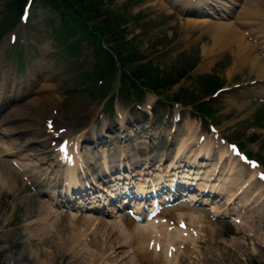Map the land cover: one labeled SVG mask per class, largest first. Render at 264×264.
<instances>
[{
  "label": "rangeland",
  "instance_id": "374dc122",
  "mask_svg": "<svg viewBox=\"0 0 264 264\" xmlns=\"http://www.w3.org/2000/svg\"><path fill=\"white\" fill-rule=\"evenodd\" d=\"M10 1L0 0V32L7 30L12 24L10 21L16 16V11H8ZM23 2L24 0H20L21 5ZM102 2L103 6L123 16L121 27L125 30L124 37L136 46L154 69H158L157 72L168 70L179 63L184 64L183 69L187 72L188 64L185 63L195 61L185 76L180 77L169 90L159 96L145 88L140 94L131 92L133 96H137V102H134L138 103V106L133 105L130 96L122 93L111 94L110 90L102 92V97L95 94L97 98L94 101L92 90L85 88L84 74L81 76L82 72H90L94 66L92 47L83 42L77 47L80 50L79 57L73 58L67 54V49L65 50L61 39L58 38L56 13L37 0L31 1L26 22L18 18L15 22L12 31L16 35L15 43L12 44V37H8L10 32L0 39V76L3 74V78L13 77L16 81L31 76L28 79L31 85L26 88V92L19 91L21 95L17 98L9 97L5 100L0 92V117L21 111L23 121L20 123L23 122L27 131H16L10 139L13 143L23 145L29 154L26 157L21 151L20 156L24 162L32 163L41 157L43 160L46 158L44 165L37 163L41 168L50 163L56 164L54 148L64 137L72 140L77 135L81 144L80 154L85 155L86 164L90 167V172H93V180L90 179L92 183L90 180L87 183L81 180L79 184L101 196V207L95 210H80L70 207L68 201H50L47 188L36 192L32 182L21 183L17 177L14 181L15 192L0 188V264H264V194L258 192L261 186L264 193V182L253 179L251 184L243 187L248 183L250 174H254L255 165L251 167L247 161L240 162L226 143L241 142L240 148L245 155L257 159L260 164L258 168L264 170V108L263 112L260 108V105L264 107V98L257 93L261 91L263 83L250 71L249 66L237 64L233 47L207 52L211 50V41L207 34L201 31V24L186 25V16L190 14L182 13L176 5H163L160 0ZM256 2L260 8L259 12L262 13L264 0ZM137 13L142 15L141 18H133ZM2 35L3 33L0 36ZM102 46L109 47L104 42ZM203 46H207L206 49H203ZM254 52L264 59L258 47H255ZM212 54L214 55L210 58ZM207 59L211 61L206 62ZM142 62L144 60L134 59L127 67ZM119 65L117 63L114 75L119 74ZM39 73L43 75L39 76ZM213 74V79L221 82L219 91L215 96H212L211 92L200 94L203 90L194 78ZM42 78H45V83L52 84L53 88H32L33 82L39 86ZM113 84H117V79ZM179 88L187 94L185 100L189 99L186 90H193V94L198 96L195 105L202 102L208 104L214 116L210 120L213 132L205 131L209 122L199 120L198 115L190 108L192 104L182 106L168 100V96L173 95ZM34 96L38 97L37 104L30 103L33 98L35 100ZM110 97H113L111 109L108 107ZM145 105L150 108H144ZM14 109L17 111H13ZM119 112L125 113L122 125L127 127V133L131 135L125 139L119 138L121 134L113 125L118 122ZM26 113L30 115H25ZM50 115L53 116L54 122L56 121L54 124L57 129H61L59 138L53 139L52 146L49 147L39 141L42 137L30 141V133L35 130L44 135L41 120ZM30 116L33 122L38 123L37 126L26 121ZM98 133L100 135L95 137L96 139L90 138ZM182 136L187 138L185 149L187 161L190 162V152L199 149L205 141L208 142L209 156L212 158L217 157L219 149H224L229 158L223 157L219 167L215 168L213 181L221 179L220 173L222 174L226 167L229 171L226 181L231 186L230 192L234 194L238 188L242 191L235 195L233 202L226 207L228 196L220 195L219 201L214 205L217 199L216 195L209 191L211 186L202 193L191 189L186 194L194 192L192 194L195 199L186 200L188 195L183 196L185 200L179 204L186 205L183 206L184 209L179 212L168 211L153 221L155 225L148 227V230L141 227L147 223L142 219H132V222L141 228L131 225L126 216L130 210L136 209L134 203H138V211L140 208L142 210L141 204L134 197L127 198V201L122 200V203L109 201L106 197L110 191L107 180L117 172L122 176L118 168L116 169L120 149L126 150V158L130 162L128 166L125 165L127 172L140 169L144 156H148L147 170L157 167L161 175L166 174L162 175L165 180L161 183L166 185L169 173L167 164ZM2 140L5 138L2 137ZM103 148H106L104 150L109 160V168L104 174L103 154L100 157ZM203 150L201 148V153ZM0 157L9 160L14 156ZM200 158L196 157L194 163L198 164ZM177 160L174 161L175 164L180 163L176 170L184 169L183 165L186 163ZM49 167L51 168L47 166V169ZM53 168L59 169L56 165ZM186 168L189 169V166ZM159 171H152L151 176L159 174ZM206 172L208 174L204 172V176L207 174L210 177L211 171ZM137 177L138 175L131 176L132 184L137 182ZM60 178L61 176L56 177L49 183L60 182ZM152 181L156 182L154 179ZM194 186L196 187V184ZM163 192L168 193L167 189ZM79 194L76 193L77 196L85 198L83 194ZM205 198L207 204L204 205L202 201ZM42 201H48L46 211H39ZM120 204H123L124 209H118ZM210 204L213 206L212 211L208 209ZM171 207H177L176 203ZM138 211L134 212L140 214ZM180 212L184 214L179 216ZM233 213L235 214L232 215ZM236 214L238 221L234 222L231 218ZM81 230H85L84 233ZM140 236L142 239L147 237L146 242L143 240L142 245L146 243L143 247L152 249L144 259L139 251L135 250L140 244ZM165 237L168 241L164 240ZM29 250L34 251L33 255L29 254Z\"/></svg>",
  "mask_w": 264,
  "mask_h": 264
},
{
  "label": "bare ground",
  "instance_id": "6f19581e",
  "mask_svg": "<svg viewBox=\"0 0 264 264\" xmlns=\"http://www.w3.org/2000/svg\"><path fill=\"white\" fill-rule=\"evenodd\" d=\"M161 1H162L161 4H163V5L173 4V5H176V7H179V9L182 11V13L190 14V15L186 16V19H187V22H185L186 25H187V23L192 24V25H194L196 23L201 24L200 25L201 31L203 30V32L207 34V36L209 37V39L211 41V47H210L211 50H209L207 52H211L213 50L214 51H216V50L221 51L225 47H226V49L233 47L234 52H235V56L237 58V61H236L237 64H242V65L245 64L246 66H249L250 71L254 72L256 74V77L259 80L264 81V59H262L260 55H258L257 53L254 52L255 47H258L261 51L260 52L261 55L264 56V11L262 13H261V11L259 12L260 8L257 7V2H256V1L260 2V0H160V2ZM161 7H163V6H161ZM191 14H195V15L192 16ZM206 47L207 46H203V49H206ZM213 55L214 54H212V56L210 58H212ZM210 61L211 60L207 59L206 62H210ZM26 77H24V78H26ZM29 78H31V76H28L26 79H23L22 80L23 83H22L21 79L16 81V80H14L13 77L9 78L7 76V77L3 78V74H1V76H0V84H1L0 85V92H2V97L5 98V100L8 99L9 97L17 98L18 96L21 95V93L26 92L27 91L26 88L30 87V85H31L30 82L28 81ZM38 85L39 86H37L36 82L34 81L32 88H34V87L35 88H37V87L38 88L39 87L40 88H53L52 84L50 85V84L45 83V78H42V80L39 81ZM261 88H262L261 91H258L257 93H259L261 95V97H263L264 96V86L262 85ZM19 91H21L20 94H19ZM33 94H35V91ZM34 97H35L36 101L33 98L32 99L33 101H30V103L32 102L33 104H37V101H39L38 97H36V96H34ZM30 103H28V104H30ZM21 106H23V105H21ZM28 107H30V105H28ZM23 108H24V106H23ZM11 109H13V107ZM19 109H21V108H19ZM13 111H17V109H14ZM119 113H120V115H119L120 117L117 121L119 124V128H123L122 122H123L125 113L124 112L123 113L119 112ZM25 115L29 116L30 113L29 114L26 113ZM30 118H31V116L28 117V119L26 121H28L30 124H34L35 126H37L38 123L33 122ZM22 119H23V116L21 115V111H20V113H18V112H15V113L11 112L9 114L7 113V114L0 117V155L14 156L13 158H10L9 160H4L3 158L0 157V188H2V189L4 188V189L10 190V191L16 190V188L14 186V181L17 180V177H18V179L21 181V183H22V181L25 183H31L32 182L35 189H36L35 190L36 192H41L42 188H47L49 191L50 201L51 200L56 201V203H57V201H61V202H65V203L68 201V203H71V204L74 203L73 201H77L79 207L81 206V205H79V203L85 202L86 207L84 206V209H87V207H92V209H95V207H97L98 205L101 207V205H100L101 196H98L97 193L90 194L91 191L86 192L87 189L81 187L79 184V182L81 180L82 181L87 180V178L93 180V175H92L93 172H90V167L86 164L85 155L80 154L81 144H79L80 141L78 139V136L77 135L74 136L72 138V140L66 139L62 146L55 148L56 153H55L54 158H55L56 164L51 165V163H50V164L44 166L43 168H41L39 166V164H37V163H43V165H44L46 158L44 160H43V157H41L39 160L35 159L38 161L37 162L33 161L32 163H28L26 161L24 162L20 156L21 151L24 153V155L26 157L29 154L26 153L25 148H23V145H21V144L18 145V143H13L10 139L11 135L14 134L16 131H21V130L27 131L25 129L26 127H24V125H23V122L20 123L21 121H23ZM36 121H38V120H36ZM53 123H55L54 120H53ZM32 128H34V127H32ZM40 130H41V128H40ZM187 131H188V127H187ZM51 133L52 134L56 133L55 125H52ZM100 133L93 136L92 139L93 138L96 139L95 137H98L100 135ZM44 134L45 135H42L41 133H39V131L35 130L32 133H30V139L29 140L31 141L34 138L38 139V138L42 137L39 139V141L46 143L45 146L49 147L51 145V140H49V138L54 139V137L49 136L50 133H44ZM81 135L82 134L80 133L79 136H81ZM128 136H131V135L127 134L125 136H120L119 138L125 139ZM2 137H4L5 140H2ZM186 144H187V138L182 136L175 146L174 155L171 157L169 164H167V167H168L167 171L169 172L167 175L168 176V178H167L168 179V182H167L168 187L173 189V187H175L177 184H180V185L185 186L184 189H190V188H187V186H192V188H193V187H195L194 184H196V187L194 190L201 191L200 193H202L204 190L207 189V187L211 186V189L209 191L214 193V195H216L215 199H217L216 202H214V205L216 206V203L220 199V198L218 199V196L222 195L223 197L228 196V201H227V206H226V207H228V205L233 202L232 200L235 199V195H237L242 190L240 191L238 188L234 191V194H232L230 192V190H229L230 185H228L227 181H226V177L229 175V171L226 169V167L224 169V172L222 174L220 173L221 179H217V181L216 180L213 181V177H212L215 173V168L219 167V164L223 161V159H224L223 157L229 158L228 153H226V151L224 149L223 150L219 149V151L217 153V157L212 158L209 156L210 149L208 146V142H205L202 144V146L199 149L193 151L190 154L188 153L189 155H191V157L190 156L189 157L192 158V160L190 162V161H187V155H186L187 150L185 149ZM201 148L204 149L202 153H201ZM104 149H106V148L102 149V151L100 152V157L103 154V156H102L103 157V169H104V171H107V169L109 168L107 165V162L109 160L107 159V155H106L107 152L105 153ZM188 152H189V150H188ZM202 154L204 155V158L202 157ZM126 157H127L126 150L120 149V151L118 153V158L116 159L118 167L121 166L122 162H124V165H126V166H127V164H130V162L127 161ZM196 157L197 158L201 157L200 160L198 159V161H199L198 164L194 163ZM147 158H148V156H144L143 160L141 161L142 165H141L140 169H135V172L127 173V171H125L124 173H121L122 176H120L118 173H116V175L110 177L109 180H107V182H109L108 187L110 190L109 192H107V194L112 195L113 191H114V193L125 192L126 194H133L134 192L132 191V189L129 186V183H130L129 179L131 178L132 175H138V177L136 178L137 182H135V186H136L137 191H140L141 193H143L145 191V186H146L145 181L148 182L149 179H152V180L155 179V181H157L156 183H153V186H152V189L155 190L156 189L155 185L157 183L161 182L162 175H161V171L157 170L158 169L157 167L153 168V170H151V169L147 170V168H149ZM179 158H180V160H179ZM211 159H213L214 161L212 162ZM87 160H88V158H87ZM176 160L178 162L181 161L182 163H186L185 165H183L185 170L184 169H177L176 170V167L180 163L179 162L176 165L175 164ZM209 161H211V162H209ZM55 165L59 169H54L53 166H55ZM47 166H51V168L49 167L47 169ZM187 166H189V169L186 168ZM233 166L234 165H232V167ZM172 167H173V169H171ZM154 170L159 171L160 173L157 175L155 174L154 176H151L153 174L152 171H154ZM58 171H59V173H58ZM206 171H211L209 174V175H211L210 177L207 175L208 173ZM231 171H232V169H231ZM204 172L207 173L205 175L206 177L204 176ZM78 174H80V175L78 176ZM163 175H165V174H163ZM253 175L254 174H252V173L250 174V176L248 177V183L246 182V184H251L250 182L253 180ZM60 176H61L60 182H54L52 184L49 183L50 180H54L56 177L59 178ZM147 176H149V177H147ZM163 180H165V179H163ZM224 181H225V183H224ZM246 184L243 187L247 186ZM97 187H100V186H97ZM157 188H161V187L157 186ZM261 188L262 187L260 186V191H258V192L263 195L264 193H263V190ZM184 189H181V190H184ZM105 191H108V190H105ZM73 193L83 194L85 197V198H83L84 200L81 198V196L78 197L79 199L73 198L74 195H71ZM177 195H178V197H183V196L185 197V195H188L186 200L195 199V196L192 193L191 194H186V193H179L178 194V191H177ZM91 197H92V199L90 200ZM169 197L170 196L165 195V196H163V199L171 200ZM184 197L182 199H185ZM129 198H131V197H129ZM125 201H127V198ZM181 201L182 200H180L179 203ZM202 202H203L202 204H204V205L207 204L206 198ZM40 203H41V206L39 208V211H41V210L46 211L45 209H47L48 201H42ZM245 203H247V201ZM92 204H93V206H89ZM211 204H210V206H211L210 210L213 209V206ZM133 205L135 208H138V204L134 203ZM183 206H186V205L178 204L177 207H171L170 209H167V210L165 209L164 211L157 214L155 217L150 218V221L144 225H141V227L142 228L144 227V230L145 229L148 230V227L150 228V227L155 225V224H153L154 218L159 217L160 215L163 216V215L167 214V212L170 210H177L179 212L180 210L184 209ZM118 209H120V210L124 209L123 204H120L118 206ZM182 214H184V212H180L179 216H181ZM234 214L235 213H233L232 215H234ZM146 215H147V213L143 214L144 217H146ZM126 217H128L130 219L131 225H133L135 227H140L139 225L137 226V224H134V222H132V220L129 216H126ZM235 217H237V214L234 216V218ZM179 218H181V217H179ZM253 218L254 217H252V219ZM233 221H234V219H233ZM97 223H99V222H97ZM126 223H127V221H126ZM165 224L167 225L168 223H165ZM165 224H164V226H166ZM120 228H123V227H120ZM120 228L119 229L117 228V229L120 230ZM257 228H259V227H257ZM81 231H83V233H84L85 230H81ZM120 231L123 232V230H120ZM133 231H134V229H133ZM149 231H150L149 233H151V229H149ZM30 232H32V231H30ZM30 232H29V234H30ZM128 232H130V231H128ZM177 232L179 233V231H177ZM135 233H136V230H135ZM149 233H147V234H149ZM131 234L132 233H130L129 236H131ZM138 235H139V233L137 234V236ZM176 235H177V233H176ZM174 236H175V234H174ZM145 239H142V237L140 236V239H139L140 244L138 246V249H135V250L139 251L140 256L143 259H144V257H146L148 255L149 250H150V249L149 250L147 249L148 247H146V249L143 247L146 243L144 245H142V243L145 241ZM164 240L168 241V239H166V237ZM162 242L166 243V241H162ZM97 243H95V244H97ZM103 248H101V249H103ZM89 250H90V248H89ZM89 250H86V251L89 252ZM32 251L29 250L30 255L31 254L33 255L34 251L33 252ZM94 251H95V249H94ZM155 255H156V252H155ZM107 258H108V256H107ZM109 258H110V256H109ZM90 261H92V259ZM94 261H95V259H94Z\"/></svg>",
  "mask_w": 264,
  "mask_h": 264
},
{
  "label": "trees",
  "instance_id": "16d2710c",
  "mask_svg": "<svg viewBox=\"0 0 264 264\" xmlns=\"http://www.w3.org/2000/svg\"><path fill=\"white\" fill-rule=\"evenodd\" d=\"M44 6L52 9L57 16L59 39L63 43L67 54L71 57H79L80 50L77 47L85 42L92 47L94 66L90 72H82L84 81L86 80V89L92 90V96L107 90L113 93H122L134 97L131 92L140 94L143 88H146L155 94H162L164 91L176 83L186 72L183 66H173L168 70L157 72L151 66L149 60L142 63L131 65L127 64L134 59H144L135 45L124 37L125 30L121 27L124 22L123 16L107 7L103 6L102 0H37ZM9 12L16 11L15 19L10 21L13 26L17 20L21 8L20 0H11L8 6ZM137 13L133 18H141ZM4 30L0 32L3 33ZM102 42L107 43L109 47H103ZM63 47V48H64ZM103 51V53H101ZM119 63V74L114 75L117 63ZM125 64V65H122ZM188 67L190 64L187 65ZM80 76V79H81ZM117 79V84L113 81ZM196 83L199 84L200 94H207L215 90L219 85L216 79L211 76L196 77ZM100 90V91H99ZM186 90V89H184ZM177 92V93H176ZM168 99L182 102H194L196 96L192 97L193 90H186L189 99L185 100L187 94L179 88ZM137 97V96H136ZM97 98V97H96ZM112 97L109 98L108 102ZM198 113L210 115V109L204 104L195 106ZM262 112L263 109L261 108Z\"/></svg>",
  "mask_w": 264,
  "mask_h": 264
}]
</instances>
